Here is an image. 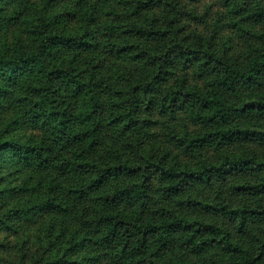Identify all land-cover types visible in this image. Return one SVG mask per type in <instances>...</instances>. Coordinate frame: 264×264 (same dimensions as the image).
Wrapping results in <instances>:
<instances>
[{
	"label": "clouds",
	"instance_id": "1",
	"mask_svg": "<svg viewBox=\"0 0 264 264\" xmlns=\"http://www.w3.org/2000/svg\"><path fill=\"white\" fill-rule=\"evenodd\" d=\"M76 2L69 0L77 23L56 28L48 24L47 10L37 12L42 20L35 35L25 30L31 25L0 20L5 25L0 33V89H9L0 105L10 106L16 120L0 127V176L24 170L25 161L35 167L39 157L25 154L43 142L53 158L52 196L60 204L48 235L45 214L53 204L37 207L35 199L0 197V264H52L65 244L77 240H84L81 247L89 252L99 251L97 264H123L126 238L122 234L107 246L105 232H96L101 216L130 220L136 239L143 229L161 224L163 216L161 235L173 240L167 217H179L186 209L202 224L223 227L213 245L217 255L238 241L237 247L246 251L230 260L247 264L264 250L259 248L264 229L238 234L246 216L241 210L256 205L236 196L233 185L248 167L245 161L254 157L264 162V72L248 79L251 69L264 63V0H86L83 9ZM127 29L142 31L125 35ZM49 34L68 37L62 41L66 47L49 46ZM125 44L135 48L121 52ZM54 69H64V74L57 81L61 74L54 73L49 84L48 73ZM37 86L47 91L33 94ZM24 96L28 100L19 102ZM53 99L61 111L67 110L76 131L88 133L65 152H60L56 129L33 118ZM78 153L88 162L84 169L68 163ZM57 164L64 168L57 169ZM129 170L134 177L127 175ZM173 182L179 183L181 198L191 203L178 204L176 190L167 188ZM101 184L103 192H96ZM75 188L83 189L80 198L70 191ZM113 193L115 206L96 199ZM35 224H40L39 233L33 232ZM159 243L149 240L144 264H196L188 246L180 247L182 241L167 255L161 249L151 256L149 249ZM214 258L210 252L200 264H211ZM81 259L75 249L64 257L67 264Z\"/></svg>",
	"mask_w": 264,
	"mask_h": 264
},
{
	"label": "trees",
	"instance_id": "2",
	"mask_svg": "<svg viewBox=\"0 0 264 264\" xmlns=\"http://www.w3.org/2000/svg\"><path fill=\"white\" fill-rule=\"evenodd\" d=\"M0 2H2V6H0V20H7L9 23L15 22L17 24L23 23L24 25H31V29L26 28L25 30H31L33 35L36 34V28L40 26L42 20V17L36 14L37 12H44L47 10L48 24L56 28H61L65 25L70 26L77 23L78 20L74 8H69V0H0ZM149 2L151 3V0H149ZM159 3H162V0H157V4ZM38 4L43 5V7L37 8ZM86 6V0H77L76 7L83 9ZM155 6L156 5H153V7ZM61 8L63 9L62 11L59 10ZM106 15H111V13H106ZM133 15H135V13H133ZM90 20L94 22V18H90ZM140 31H142V29H127L125 35L133 33L139 35ZM4 32L5 25L0 24V33ZM83 35L87 36L88 33L85 32ZM46 39L49 42V46L66 47L62 41L68 39V37L49 34ZM53 42L56 43L53 44ZM85 43H87V41H85ZM134 48L135 45L125 44L120 47V51L127 52ZM87 50L88 49H85V51ZM76 51L79 52V49ZM140 55L141 53L137 52V56ZM66 59L69 63L72 61L73 57L71 55V49L69 50ZM56 72L61 75H56L55 80L61 81L64 69H54L48 73L47 82L49 84L53 82V76ZM251 72L252 75L248 76L249 80H253L255 76H259L264 72V63L251 69ZM22 75H27V73H22ZM8 82H11V76L8 77ZM32 91L33 94H40L47 91V89L37 86L34 87ZM8 92V88L0 89V97L6 99L7 96L5 94ZM57 94V92L52 93L53 96ZM175 99L176 98L173 97V100ZM18 100L23 103L28 100V97H18ZM42 103L43 101L33 104L32 108H38ZM207 106L208 105L206 104L205 107L207 108ZM61 107L62 105L53 99L51 101V106L34 113L33 118L42 121V126L50 124L51 127L56 129L54 135L63 145L60 148V152H65L66 150H70L76 145L82 143V138H87L88 133L76 131L75 127L71 124V121L67 119V110L64 109V111H61ZM14 115L17 117L20 116L19 113H15ZM214 120L215 115L209 117L210 122ZM5 123H16V120L12 119L10 106L0 105V127L4 126ZM65 137L68 138L65 139ZM4 143H10V141H4ZM30 147L31 153H26L25 155L28 156L34 153L39 157V163L33 167L30 163L25 161L24 170L17 169L15 173H9L8 177L0 176V197L9 196L16 199H35L39 202L34 205L37 207H46L49 204H53L52 209L45 214L47 219L44 223V231L48 235H51L54 227L52 219L59 215L57 209L60 207V204L56 202L54 196H52L53 185L51 182L52 177L49 175V169L52 167L51 162L53 158L48 155L50 149L45 147L43 142ZM68 163L75 164L79 169H84L88 166V162L83 159V153H78L76 157L71 161H68ZM245 164L248 165V167L246 169H241L242 174L237 175L236 183L233 185L234 194L255 203L256 206L241 210V214H246V216H244V221L241 223L240 232L238 233L240 235H243L249 229L253 231L264 229V162L253 157L250 160L245 161ZM63 168L64 165L57 164V169ZM229 171H231V169ZM26 173L29 174L27 179L21 180L22 175H25ZM135 174L136 173L133 170H129L127 175L129 177H134ZM16 175L19 177L15 182L11 181L10 185V179ZM191 175H195V173H192ZM96 179L99 183L102 178L98 176ZM88 187L90 190L93 188L92 185H89ZM167 188L168 190H176L175 195L178 204L183 205L188 202L186 197L183 199L181 198L182 194L179 183H169ZM70 191L76 194L77 198H80L83 189L75 188L70 189ZM95 191L102 193L103 185L101 184L100 187L95 188ZM45 193H47V195H45ZM96 199L104 204H111L112 206L116 205L115 193H113L111 197L107 194L98 195ZM196 203L201 202L197 201ZM205 207H215V205L206 204ZM141 208H143V205H141ZM16 211L22 210L18 209ZM188 211H192V209H186L179 217H167V232L172 235L173 240H169L166 236L161 235L160 230L164 228L163 220L165 219L163 216L161 217V224H153L150 227L143 229L140 233L139 239H136L137 233H130L129 225L131 224V221L118 218L115 214L101 216L96 221V232L97 234L102 230L105 232L103 240L106 242L107 246H110L111 243L121 239L123 234V237L126 238V242L123 243L122 246V251L124 252L123 264H144V256L146 255L144 249L145 246L149 244V240L152 237H154L155 240L160 241V243L158 246H153L149 249L151 256L157 257L161 249H163L164 254L167 255L169 251L176 247L177 243L182 241L180 247L183 249L185 245L188 246V250L191 252L193 259L196 260V264H200L201 259L208 258L210 252L213 257H215L212 259L211 264H232L230 257L238 256L242 251H246L238 248L237 245L239 242L235 241L229 244L227 248H222L221 254L217 255L213 245L217 244L218 235H223V227H217L211 223L202 224L199 220L194 218L195 212H193V215H187ZM141 214H143V212ZM13 215H15V212ZM17 219H19V217H17ZM33 232H40V224L33 225ZM59 235H62V233L57 235V239H59ZM259 238L260 234H258V239ZM84 239H87V237ZM134 240L135 243H133ZM96 243L98 244L99 241ZM219 243L223 244L224 239H220ZM83 244L84 240H77L75 243L69 241V243L64 246L65 250L63 255L60 256L59 259L53 260L52 264H67V262L64 261V257L67 256L69 252H73L74 249L78 250L82 259L79 261L73 260L71 261V264H97V261L100 258L99 251L89 252L86 247H81ZM52 246L53 245L50 242L49 247L51 248ZM259 248L264 249V245H259ZM104 255H107V252H105ZM225 256L229 257V259L225 260ZM258 262L264 264V250H260L258 255H254L253 259L247 261V264H258ZM114 264H121V261H115ZM153 264H155V261H153ZM177 264H183V261H178Z\"/></svg>",
	"mask_w": 264,
	"mask_h": 264
},
{
	"label": "rangeland",
	"instance_id": "3",
	"mask_svg": "<svg viewBox=\"0 0 264 264\" xmlns=\"http://www.w3.org/2000/svg\"><path fill=\"white\" fill-rule=\"evenodd\" d=\"M27 176H29V174H27V173H26L25 175H22L21 180H25V179H27ZM18 177H19V176L16 175L12 181L15 182V180H17Z\"/></svg>",
	"mask_w": 264,
	"mask_h": 264
}]
</instances>
